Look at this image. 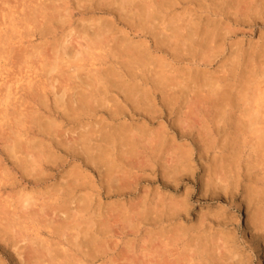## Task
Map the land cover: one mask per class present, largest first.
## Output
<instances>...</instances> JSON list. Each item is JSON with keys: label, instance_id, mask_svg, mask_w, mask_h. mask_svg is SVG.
Segmentation results:
<instances>
[{"label": "clouds", "instance_id": "9594fccd", "mask_svg": "<svg viewBox=\"0 0 264 264\" xmlns=\"http://www.w3.org/2000/svg\"><path fill=\"white\" fill-rule=\"evenodd\" d=\"M0 264H264V0H0Z\"/></svg>", "mask_w": 264, "mask_h": 264}]
</instances>
